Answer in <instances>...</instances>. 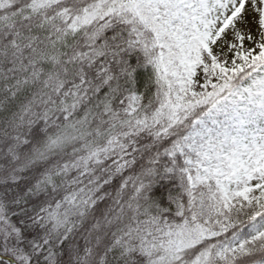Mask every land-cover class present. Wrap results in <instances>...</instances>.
Returning a JSON list of instances; mask_svg holds the SVG:
<instances>
[{"label":"trees","instance_id":"1","mask_svg":"<svg viewBox=\"0 0 264 264\" xmlns=\"http://www.w3.org/2000/svg\"><path fill=\"white\" fill-rule=\"evenodd\" d=\"M207 9L218 0H204ZM140 0H0V255L16 264H264V191L210 230L185 164L264 122V50L205 96L171 99L175 44ZM167 46V47H166ZM132 95L140 98L136 110ZM237 236L224 261L214 249ZM0 264H11L0 260Z\"/></svg>","mask_w":264,"mask_h":264},{"label":"rangeland","instance_id":"2","mask_svg":"<svg viewBox=\"0 0 264 264\" xmlns=\"http://www.w3.org/2000/svg\"><path fill=\"white\" fill-rule=\"evenodd\" d=\"M155 6L160 32L175 44L171 99L184 104L205 96L224 74L234 72L264 50V0H218V7L207 9L204 0H140ZM167 47V46H166ZM140 103L132 95L130 107ZM248 126L239 128V141L231 147L216 149L211 141L185 164L203 182L200 215L210 230H177L170 236L176 253L206 237L216 229H229L238 216L247 211L264 191V122L257 116ZM243 250L237 236L214 249V258L224 261ZM206 254L190 264H202Z\"/></svg>","mask_w":264,"mask_h":264},{"label":"water","instance_id":"3","mask_svg":"<svg viewBox=\"0 0 264 264\" xmlns=\"http://www.w3.org/2000/svg\"><path fill=\"white\" fill-rule=\"evenodd\" d=\"M0 260H7V261H9L11 264H16V262H15L12 258H10V257H6V256H1V255H0Z\"/></svg>","mask_w":264,"mask_h":264}]
</instances>
